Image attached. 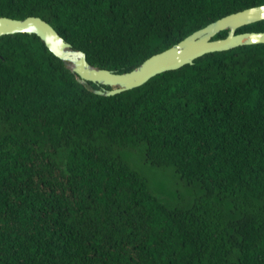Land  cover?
<instances>
[{
  "label": "trees",
  "instance_id": "16d2710c",
  "mask_svg": "<svg viewBox=\"0 0 264 264\" xmlns=\"http://www.w3.org/2000/svg\"><path fill=\"white\" fill-rule=\"evenodd\" d=\"M260 4L0 0V16H40L91 64L125 72ZM137 150L189 194H155L126 159ZM0 264H264V43L107 96L37 34L1 35Z\"/></svg>",
  "mask_w": 264,
  "mask_h": 264
},
{
  "label": "water",
  "instance_id": "95a60500",
  "mask_svg": "<svg viewBox=\"0 0 264 264\" xmlns=\"http://www.w3.org/2000/svg\"><path fill=\"white\" fill-rule=\"evenodd\" d=\"M262 19H264V4L229 13L195 30L171 47L151 55L140 65L125 72L91 64L85 51L74 48L51 23L40 16L30 15L25 18L0 16V36L18 32L37 34L76 74L80 83L96 94L108 96L138 87L164 71L193 64L196 58L205 53L227 50L244 44L264 43V30L237 32L238 28ZM223 30H228L227 36L215 38ZM89 82L98 83L102 87L92 88Z\"/></svg>",
  "mask_w": 264,
  "mask_h": 264
},
{
  "label": "rangeland",
  "instance_id": "374dc122",
  "mask_svg": "<svg viewBox=\"0 0 264 264\" xmlns=\"http://www.w3.org/2000/svg\"><path fill=\"white\" fill-rule=\"evenodd\" d=\"M128 163L142 173L149 181L152 190L167 201H173L177 194H189V188L173 167H155L145 162L142 151L127 154Z\"/></svg>",
  "mask_w": 264,
  "mask_h": 264
}]
</instances>
